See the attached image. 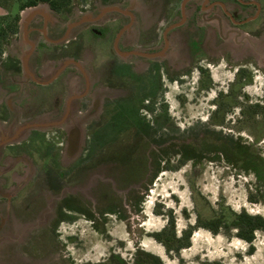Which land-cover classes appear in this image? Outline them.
I'll return each mask as SVG.
<instances>
[{"label": "rangeland", "instance_id": "1", "mask_svg": "<svg viewBox=\"0 0 264 264\" xmlns=\"http://www.w3.org/2000/svg\"><path fill=\"white\" fill-rule=\"evenodd\" d=\"M29 1L37 0H0V31H7L4 38L0 32V51L6 45V53L15 58L19 25L16 36L11 31L16 16L20 20L21 12L31 8H24ZM47 6L37 2V8ZM106 8L119 11L100 16ZM164 14V0H72L63 9V31L81 19L88 21L68 35L70 41L86 34L85 42L74 43L71 48L79 66L70 63L62 79L66 90L61 112L43 113L50 100L49 93L41 91L40 98L27 107L32 118L20 121L15 110L7 122L0 121V151L7 144L22 142L32 132H44L61 144L51 145L57 149L59 168L64 173L85 154L88 125L99 119L104 105L128 97L127 87L115 85L109 61L130 64L135 76H142L153 61L164 70L147 104L150 109L138 112L140 123L131 125L133 136L125 145L116 143L110 150L122 156L120 159L99 162L76 179L56 175L55 185H49V167L41 168L31 181L36 169L27 163L23 174L18 176L12 169L4 176L3 184L11 188H0V264H118L115 257L131 263L137 250L157 256L163 264H264V231H257L248 244L233 232L213 234L194 227L198 215L211 218L220 207L264 218V201H249L254 182L251 174L241 173L214 153L199 154L185 142L205 131L221 132L264 156V28L254 35L232 26L218 13L204 15L199 25L203 34L200 62L188 52L185 29L171 32L168 49L158 58L138 56L163 47L162 34L167 26ZM107 24L115 26L105 38H96L88 31ZM123 26L121 50L131 51L128 56L113 49L115 35ZM155 31L157 37L152 38ZM28 51L26 47L22 52ZM34 60L35 53L28 61L29 73ZM68 61L62 59L50 74ZM197 65L207 70L211 85L206 91L198 89ZM29 73L24 71L16 80L23 89L30 80ZM241 73V82L247 76L251 82L236 84ZM82 92H90L84 110L79 105ZM71 96L77 97L69 103ZM10 98L0 90L1 104ZM255 105V119L243 117L241 110ZM217 106H222L223 118L214 115ZM129 119L120 114L111 120V135L123 132ZM222 120V127L217 126ZM185 153L189 158L197 157L196 163L187 160L180 164ZM144 156L149 158L148 170H134ZM5 164V172L15 165L12 160ZM110 211L116 214H108ZM171 219L177 236L194 227L190 246L178 254L167 251L151 236Z\"/></svg>", "mask_w": 264, "mask_h": 264}, {"label": "flooded vegetation", "instance_id": "2", "mask_svg": "<svg viewBox=\"0 0 264 264\" xmlns=\"http://www.w3.org/2000/svg\"><path fill=\"white\" fill-rule=\"evenodd\" d=\"M164 3V17L167 26L162 34L163 47L157 51L150 49L146 53H137L138 56L142 58L155 59L159 56L147 57L146 55H163L168 49L171 32L174 30L185 29V31H187L185 33V38L188 52L193 59L197 60L196 62H200L203 58V53L200 48L203 34H201L202 28L199 25L204 15L213 16L218 13L232 26L254 35H257L264 28V0H164ZM62 11L63 10L58 13L59 17L62 16ZM17 15H19V13ZM39 22L42 23L41 20H39ZM131 22L132 19H129V23ZM18 24L19 19L17 18L15 26L16 33H14L13 36H16L17 34ZM114 26L115 25L107 24L99 29L90 28L88 31L96 38H105ZM125 27L126 26H123L122 28L120 27L116 33L113 49L117 54V51H119L120 53L126 54L125 56H128L132 52H122L120 41ZM156 31L152 38L157 37ZM84 35L86 34H81L80 37L67 41L64 45L49 42L45 40L43 36H40L35 46L36 60H34L33 63L34 68L31 70L32 72L29 73L30 80L29 82H26L24 89L21 88L20 83L16 81L24 75L22 62L18 58L8 55L6 53V45H4L5 50L0 51V90L5 91L11 98L7 100L5 105L0 103V121L7 122L10 117V112L15 110L20 113V121L32 118L34 115H31L27 111L29 109L27 107H29V103L40 98L41 91H47L50 100V104L47 105L45 110H43V113L56 112L58 114L61 112L63 104L62 97L66 90L63 88L62 79L65 74H67L66 69L69 70L68 67L70 63H75L79 66V64L74 61L75 58L72 57L73 53L71 52V48L74 43H77L78 45L79 42H85L83 39ZM197 50H201V53L198 54ZM62 59H68L69 61L61 70H58L54 74H50ZM109 62L111 63V74L114 75L116 79L115 85L118 84L127 87L126 89L129 91L128 97L125 99H118L111 104H105L99 119L94 123L92 122L93 124L90 123L88 125V148L86 149L85 154L70 165L66 172L62 173L59 168V155L57 149L52 146L55 145V147H60L61 144H57L50 140L48 134L44 132H32L22 142L7 144L2 151H0V188L5 190L11 188L10 186L3 184L2 180L4 179V176L12 169H14L13 171H15L18 176L23 174L24 170L27 169L25 163L30 164V167L32 166L36 169V173L31 181L38 177L41 168L44 169L49 167L51 171L49 185H55L56 175L59 179L65 178L66 175H68V179H76L77 176H79L85 169L87 170L88 167L96 166L99 162L107 161L110 158L120 159V157H122L119 155L116 156V151L111 153L110 150L111 148H116V143L125 145V140H128L133 136L131 135V125L140 123L137 115L138 112L150 109L147 104L155 95L164 66L153 61L142 76H135L130 64L117 60ZM195 68L200 75L198 89L201 91L210 89V87L207 89L201 88L202 75L200 71L202 69L207 72L206 68L202 65H197ZM49 74L50 78L45 80L46 76ZM89 93L90 92L81 93L79 104L80 110H84V106H87L85 98ZM16 98L20 99V103L16 101ZM120 114H125L130 117V121L123 127V132L118 135L113 132L111 135V132L109 131V126L113 124L111 123V120L114 118L116 119ZM216 124L220 127L223 125H219L220 122H216ZM145 127L149 129L147 125ZM55 133L56 132H54V134ZM55 138L57 139V136ZM191 138L187 139L185 142L187 144L191 143ZM199 141L197 143H199ZM194 150L199 154H206L196 149ZM183 156L189 158L186 153L183 154L182 157ZM196 159L197 157L195 156L191 158V160ZM9 160H12L15 165L12 166L9 171L5 172L4 169L5 166H7L5 163ZM138 167H140V169L141 167L144 168L143 163H141V165L139 164V166L134 165V170ZM144 170L146 171L148 168H144ZM29 183L30 182H28V184ZM104 197H107V194H105ZM108 214H116V212L110 211Z\"/></svg>", "mask_w": 264, "mask_h": 264}, {"label": "trees", "instance_id": "3", "mask_svg": "<svg viewBox=\"0 0 264 264\" xmlns=\"http://www.w3.org/2000/svg\"><path fill=\"white\" fill-rule=\"evenodd\" d=\"M46 3L49 5L50 9L58 13L69 6L72 0H37L29 1L24 8L32 7L37 5V2ZM22 8V9H24ZM18 16H16V19ZM5 37L6 30L0 31ZM12 34L16 33V27L11 31ZM201 88H209L210 80L208 79V73L201 69ZM242 73L237 77V83L240 86L248 84L251 82L249 76L245 77L243 82H241ZM231 96H226L230 98ZM258 106H250L241 110L243 117H249L250 119H255L258 114ZM223 118L225 112L222 106H217L214 111V115H220ZM223 124V120L219 125ZM147 127H149L147 125ZM191 143L188 146L192 149H196L204 153H214L217 155L218 159H223L226 163L238 169L241 173L251 174L254 178L253 190L249 192V201L257 202L259 199L264 201V156L252 151L248 146L241 144L239 140H235L230 135H223L221 132L214 134L212 132H204L198 139L195 137L191 138ZM200 140V141H199ZM199 141V143H197ZM187 158L183 156L180 159V164H184ZM193 162L196 163V160ZM149 162L148 158H143V166L145 169L148 168ZM155 176V174L153 175ZM259 197V198H258ZM207 229L213 234L222 232L224 234L234 233V235L248 243L252 244L254 240V235L257 231H264V218L260 215H251L246 211L233 212L229 208L220 207L217 212L211 218L202 219L200 215L196 217V226ZM194 227H189L182 232L180 236L176 235L174 220H169V223L165 228L159 232L151 234V236L159 243L167 248V251H172L178 254L181 249L190 246V237L194 230ZM115 261L118 264H163L162 261L152 254L144 252L142 250H137L135 254V259L131 262H124L123 260L115 257Z\"/></svg>", "mask_w": 264, "mask_h": 264}, {"label": "water", "instance_id": "4", "mask_svg": "<svg viewBox=\"0 0 264 264\" xmlns=\"http://www.w3.org/2000/svg\"><path fill=\"white\" fill-rule=\"evenodd\" d=\"M111 11H119L116 8H106L100 14V16L105 15ZM99 19V17H98ZM42 21V23L39 22ZM87 19H81L75 23L69 24L65 27L63 31V21L55 12H53L48 6L45 8H37V5L32 6L29 9H25L21 12L19 20V33L20 38L18 39V44L15 48V54L22 61L24 71L29 73L31 67L28 66V61L35 53V46L37 44L38 38L43 36L45 40L52 43H62L67 42L69 39V34L72 31L87 22ZM33 36L35 38H33ZM37 38V39H36ZM28 48L27 53H23V48ZM119 55H126L117 51ZM161 54L146 55L147 57H158ZM32 64V63H31ZM68 100L70 103L74 100V97ZM68 114V112H67Z\"/></svg>", "mask_w": 264, "mask_h": 264}, {"label": "crops", "instance_id": "5", "mask_svg": "<svg viewBox=\"0 0 264 264\" xmlns=\"http://www.w3.org/2000/svg\"><path fill=\"white\" fill-rule=\"evenodd\" d=\"M21 15V14H20Z\"/></svg>", "mask_w": 264, "mask_h": 264}]
</instances>
